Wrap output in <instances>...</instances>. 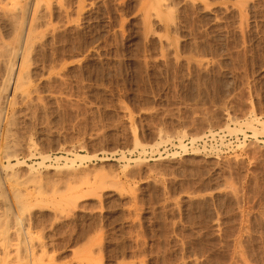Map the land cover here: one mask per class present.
<instances>
[{"label": "rangeland", "instance_id": "rangeland-1", "mask_svg": "<svg viewBox=\"0 0 264 264\" xmlns=\"http://www.w3.org/2000/svg\"><path fill=\"white\" fill-rule=\"evenodd\" d=\"M260 121L264 0H0V259L264 264Z\"/></svg>", "mask_w": 264, "mask_h": 264}, {"label": "bare ground", "instance_id": "bare-ground-1", "mask_svg": "<svg viewBox=\"0 0 264 264\" xmlns=\"http://www.w3.org/2000/svg\"><path fill=\"white\" fill-rule=\"evenodd\" d=\"M153 11H154V10H153ZM155 15H156V14H155ZM196 83H197V82H196ZM253 115H254V114H253ZM254 120L258 123V119L255 118V117H254V118L252 117L251 120H248V121H246V122H243V124H245L248 128H251V129L253 130V132L256 134L258 131H257L256 127L254 126V125H255V124L253 123ZM252 121H253V122H252ZM256 122H255V123H256ZM261 122H262V121H260V124L264 127V123H261ZM209 125H210V124H209ZM246 126H245V127H246ZM239 127H240V126H239ZM225 128H227L229 131L231 130V129L228 127V125H227ZM232 129H235V128L233 127ZM237 129H239V128H237ZM255 134H254V135H255ZM135 137H136V136H135ZM135 137H134V138H135ZM170 138H171V137H170ZM194 139H195V138L192 137V138H191V141H193ZM136 140H137V139H136ZM178 141H179V145L183 148V150H185V147H184L185 145L182 144L181 138H179ZM155 142H156V141H155ZM159 142H160V141H159ZM159 142H157L156 145H158ZM227 143H228V142H227ZM135 144H136V143H135ZM139 144H140V142H139ZM141 144H142V143H141ZM136 145H137V144H136ZM142 146H143V145H142ZM144 146H146V145L144 144ZM241 147H242V146H241ZM182 152H183V151H182ZM122 155H123V154H122ZM85 156H86V155H85ZM120 156H121V155H120ZM48 157H49L48 155H44V156H42L41 159L43 160V159L48 158ZM89 157H90V156H89ZM55 158L57 159L58 157H55ZM74 158L82 159V158H84V155L76 154V153H75V154H74ZM64 159H67V157L64 158ZM67 160H68V159H67ZM22 162H23V161H19V160H17V164H18V163H22ZM13 164H14V163H13ZM13 164H12V165H13ZM10 165H11V163H9V162L7 161V164H6L4 167H5V168L8 167V166L10 167ZM28 165H29V164H28ZM0 167H2L1 169H3L2 164L0 165ZM93 185H94V183H93ZM90 188H91V187H90ZM90 188H89V189H90ZM87 189H88V188H87ZM21 245H22V244H21ZM33 247H34V246H33ZM30 248H31V247H30ZM4 252L7 253V250L4 251ZM30 253H31V252H30ZM8 254H9V253H8ZM9 256H10V254L7 256V258H8ZM3 257H4V255H3L2 258L0 259V261L2 260L1 262H3ZM4 258H5V257H4ZM8 260H9V259H8ZM15 260H16V259H15ZM5 261H6V258H5V260H4V263H5ZM9 262H10V260L7 261V263H9ZM10 263H11V262H10ZM13 263L15 264V262H13ZM1 264H2V263H1ZM5 264H6V263H5ZM16 264H17V263H16Z\"/></svg>", "mask_w": 264, "mask_h": 264}]
</instances>
